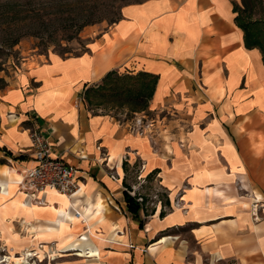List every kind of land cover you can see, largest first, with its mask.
Instances as JSON below:
<instances>
[{
    "label": "crops",
    "instance_id": "crops-1",
    "mask_svg": "<svg viewBox=\"0 0 264 264\" xmlns=\"http://www.w3.org/2000/svg\"><path fill=\"white\" fill-rule=\"evenodd\" d=\"M238 1L128 3L87 51L21 61L0 89V244L76 241L87 257L50 264H264V63L243 44ZM113 69L158 75L140 131L125 108L79 97ZM31 130L74 166L73 196L19 189Z\"/></svg>",
    "mask_w": 264,
    "mask_h": 264
},
{
    "label": "trees",
    "instance_id": "trees-1",
    "mask_svg": "<svg viewBox=\"0 0 264 264\" xmlns=\"http://www.w3.org/2000/svg\"><path fill=\"white\" fill-rule=\"evenodd\" d=\"M264 0H240L234 5L235 23L243 31V44L246 48H258L261 52L264 63ZM77 1V16L74 19L66 20L63 14L46 17L47 11L52 10L53 0H4L0 1V58L8 57L13 47L25 36L35 35L41 24L52 23L63 19L65 23V33L67 38H79L83 28L89 25L100 23L104 16L97 12L99 0ZM136 3V2H135ZM68 5L71 2L68 1ZM261 14L256 16L257 11ZM121 16L109 18V24L119 20ZM73 35V36H72ZM87 46H83L81 52L87 51ZM70 52L63 50L62 53ZM80 54V53H79ZM78 55V54H73ZM158 75L139 70L119 71L113 69L108 71L102 79L90 86L84 87L79 97L88 107L93 109L92 99H100L94 107L110 104L111 107H123L127 110L126 117H131L134 112L144 111L147 115L148 101L154 93ZM5 86V81L0 78V89ZM102 101V103H101ZM131 113V115H129ZM8 155L11 156V153ZM0 159V163H4ZM127 208L132 213H136L140 204L125 193Z\"/></svg>",
    "mask_w": 264,
    "mask_h": 264
},
{
    "label": "rangeland",
    "instance_id": "rangeland-1",
    "mask_svg": "<svg viewBox=\"0 0 264 264\" xmlns=\"http://www.w3.org/2000/svg\"><path fill=\"white\" fill-rule=\"evenodd\" d=\"M4 1V0H0ZM39 1V0H38ZM71 2V5L67 3ZM77 1L80 4L81 0H53L54 6L52 10L47 11L45 16H53L63 14L65 21L74 19L77 16ZM144 0H99L97 12L104 16V19L100 23L86 26L79 34V38L73 37L67 38L65 33V23L63 19L59 21H52V23L41 24L35 35H27L23 37L10 51L11 54L8 57L0 58V78H4L5 81L8 77H11L20 67V63L24 58L35 54L47 55L50 52L58 53L61 56H71L73 54L81 53L83 46H88L89 39L102 31L109 23V18L112 16H121V8L128 3H138ZM240 3V0L238 1ZM264 7V1H263ZM261 11H257L256 16L260 15ZM2 21H0L1 23ZM73 36V35H72ZM63 50L70 52L62 53ZM6 84V81H5ZM92 107L96 102H100V99H92ZM102 103V101H101ZM102 112H109L110 110L117 111L123 109V107H111L110 104H104L97 107ZM131 115V113L129 114ZM151 115V113H150ZM9 244H12V240L6 238ZM76 241L70 245H60L64 251L56 250L53 246L46 243H38L31 246L19 247L16 246L14 250L7 249V246L0 244V264H50L55 262L60 255L72 253L71 255L78 256L76 250H74ZM59 256V257H58Z\"/></svg>",
    "mask_w": 264,
    "mask_h": 264
},
{
    "label": "built area",
    "instance_id": "built-area-1",
    "mask_svg": "<svg viewBox=\"0 0 264 264\" xmlns=\"http://www.w3.org/2000/svg\"><path fill=\"white\" fill-rule=\"evenodd\" d=\"M142 113L143 117H136L135 113L132 115L133 130L140 131L144 125L152 122V115ZM30 138L33 165L22 172L19 189L32 196L46 189L73 196L80 188V179L75 176L74 166L58 157H52L50 146L39 131L31 130ZM251 207L257 212L258 201L253 199Z\"/></svg>",
    "mask_w": 264,
    "mask_h": 264
}]
</instances>
